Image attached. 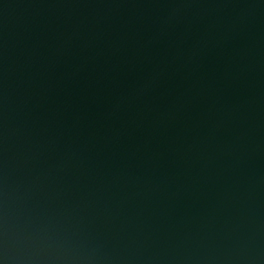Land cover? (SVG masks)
I'll return each mask as SVG.
<instances>
[{"label":"water","instance_id":"obj_1","mask_svg":"<svg viewBox=\"0 0 264 264\" xmlns=\"http://www.w3.org/2000/svg\"><path fill=\"white\" fill-rule=\"evenodd\" d=\"M0 264H264V0H0Z\"/></svg>","mask_w":264,"mask_h":264}]
</instances>
